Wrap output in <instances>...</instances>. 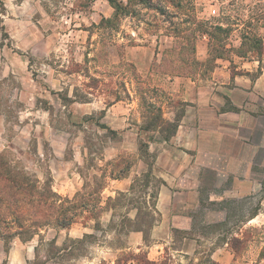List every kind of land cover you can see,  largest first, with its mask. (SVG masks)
Returning <instances> with one entry per match:
<instances>
[{
  "label": "rangeland",
  "instance_id": "obj_1",
  "mask_svg": "<svg viewBox=\"0 0 264 264\" xmlns=\"http://www.w3.org/2000/svg\"><path fill=\"white\" fill-rule=\"evenodd\" d=\"M118 1L124 12L115 19L107 0H3L10 39L0 45V153L37 178L39 192L51 187L62 199L79 195L88 205L68 214L76 215L69 229L42 227L24 242L0 237V264H15L10 253L16 245L34 255L23 264H153L147 247L161 217L151 206L163 186L153 165L165 150L172 165L186 159L173 138L164 139L173 130L162 121L149 128L151 118L161 115L160 108L163 120L172 122L171 111L180 120L181 82L209 86L217 45L223 60L239 53L260 57L246 35L259 37L264 0ZM220 25L229 32L212 27ZM251 158L253 176L262 183L252 196L227 192L218 201L231 190L232 178L202 171L206 189L190 213L192 234L219 236L217 245L234 243L239 233V261L248 251L264 264V226L258 227L264 225V151ZM147 163H153L150 177ZM258 210L262 215L242 233ZM12 227L0 229L13 234L18 229ZM203 251L206 263L209 252ZM160 258L176 264L166 254Z\"/></svg>",
  "mask_w": 264,
  "mask_h": 264
},
{
  "label": "crops",
  "instance_id": "obj_2",
  "mask_svg": "<svg viewBox=\"0 0 264 264\" xmlns=\"http://www.w3.org/2000/svg\"><path fill=\"white\" fill-rule=\"evenodd\" d=\"M260 28L259 37L264 44V26ZM205 60L206 56L199 58L200 62ZM181 83L179 91L185 109L172 142L186 161L172 165L173 157L165 150L153 165V173L164 185L156 206L161 222L154 226V241L147 247L149 261L161 264L160 256L166 254L176 264H257L254 257L246 256L248 251L240 262L239 253L231 247L229 239L216 245L219 236L192 234L190 213L199 206L201 192L206 189L201 176L204 170L232 178L231 190L218 201L231 194L242 198L262 191L261 181L253 176L257 164L251 154L264 151V55L237 54L232 60L218 59L207 88H199L198 80L185 79ZM169 114L168 120L174 122L175 112ZM261 215L259 210L255 219L248 218L240 231L244 233V229L253 227L252 223ZM234 237L242 235L237 233ZM206 249L209 253L204 263ZM33 256L23 245H16L10 253L15 264L26 263Z\"/></svg>",
  "mask_w": 264,
  "mask_h": 264
},
{
  "label": "trees",
  "instance_id": "obj_3",
  "mask_svg": "<svg viewBox=\"0 0 264 264\" xmlns=\"http://www.w3.org/2000/svg\"><path fill=\"white\" fill-rule=\"evenodd\" d=\"M107 1L115 11L114 18H118L124 12V7L118 0ZM5 13L6 9L4 7L3 0H0L1 46H4L6 39H10L2 19V16H4ZM106 21L107 23L112 22V20ZM212 27H214L213 29L215 31H218L221 34H227L229 32L228 29L224 28L222 25ZM211 37L218 41L219 44L222 42V38H218L215 34H211ZM246 39L250 43V48L256 50L261 57L264 52L262 39L260 37L256 38L254 34L250 32L247 33ZM220 48V45L212 48V52L216 54V59H223ZM240 54L241 53L238 55ZM240 56H245V54ZM151 109H153V107H150L149 111ZM157 112L161 115H155L154 118H151L149 128L154 127L159 121L168 125V127L173 130V133L169 137L164 138L167 142L170 137L173 138L176 135L179 126V119L177 118L174 122H169L163 120L162 110L160 108H157ZM160 129L159 134H162V128ZM152 164L153 163H147V177L152 176ZM93 180L96 185L100 187L99 179L96 176H94ZM38 184L39 181L37 178L33 179L28 172L14 165L2 153H0V226L8 227V230H11L13 228L12 226H16L18 229L13 234H10L9 232L4 233L0 229V237L6 239L13 235L24 242L26 236L37 234V229L39 231L42 227L55 225L61 229H69L75 223L76 215L74 214L73 216H68V214L70 212L77 213L79 210L87 209V202L79 201L80 198H83V196L80 197L79 195H76L73 200H70L69 198L62 199L52 191L51 187H49L45 193L39 192ZM161 184L164 185V182L162 181ZM3 188L4 191L2 190ZM5 188H7L8 195L4 194ZM95 201H99V199H95ZM151 209L158 214L156 206H151ZM137 211V217H139L141 213L140 209H137ZM258 212L259 210L252 214L250 219H255L258 216ZM95 219H97V217H95ZM137 231L143 232V230L140 229ZM86 237L88 236L86 235ZM239 243L241 244L242 240L234 237V243L232 242L230 245L233 249L239 252L237 248Z\"/></svg>",
  "mask_w": 264,
  "mask_h": 264
},
{
  "label": "built area",
  "instance_id": "obj_4",
  "mask_svg": "<svg viewBox=\"0 0 264 264\" xmlns=\"http://www.w3.org/2000/svg\"><path fill=\"white\" fill-rule=\"evenodd\" d=\"M212 13H213V15H215L217 13V11L213 10ZM204 38H206V36Z\"/></svg>",
  "mask_w": 264,
  "mask_h": 264
}]
</instances>
